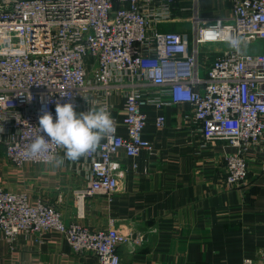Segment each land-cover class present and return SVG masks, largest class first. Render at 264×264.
Instances as JSON below:
<instances>
[{
    "label": "built area",
    "instance_id": "2783aa9c",
    "mask_svg": "<svg viewBox=\"0 0 264 264\" xmlns=\"http://www.w3.org/2000/svg\"><path fill=\"white\" fill-rule=\"evenodd\" d=\"M215 1L229 4V17L203 22L198 0H0V144L8 162L44 164L58 154L50 145L39 157L26 155L41 109L46 107L55 121L57 102H72L76 111L105 107L115 126L84 156L89 176L72 191L73 221L65 222L55 205L41 198L31 205L26 193L0 186V238L10 249L18 234L40 242L55 230L74 254H94L98 264H124L117 248L138 246L142 238L128 237L111 221L90 230L80 220L88 198H109L118 190L117 151L131 158L151 151L142 137L146 107L187 104L184 118L196 128L201 146L223 141L234 148L223 157L222 185L245 187V153L264 142V53L242 46L264 41V0ZM188 22L190 35L180 25ZM169 24L182 28L161 29ZM231 38L242 41L239 50L229 46ZM217 43L227 48L213 58L201 51ZM162 87L168 100L161 98ZM113 95L123 99V135L108 102ZM164 124V115H157L155 127ZM261 153L264 167V145Z\"/></svg>",
    "mask_w": 264,
    "mask_h": 264
},
{
    "label": "crops",
    "instance_id": "0c3cea01",
    "mask_svg": "<svg viewBox=\"0 0 264 264\" xmlns=\"http://www.w3.org/2000/svg\"><path fill=\"white\" fill-rule=\"evenodd\" d=\"M198 12L203 22L227 18L231 13L227 2L215 0H198ZM181 26L169 24L161 29L176 30ZM226 48V44L217 43L203 45L201 51L213 58ZM245 51L264 53V41L257 52ZM160 93L162 99L168 100L166 87L160 88ZM108 102L117 118L118 133L123 135V99L113 95ZM91 108L97 106L76 112ZM189 109L184 103L160 110L145 108L142 137L150 142L151 151L142 150L135 158L126 156L123 150L113 155L120 164L119 188L109 198H88L80 223L97 230L106 228L111 221L128 237L140 236V245L117 248L124 264H242L245 260L264 264V142L245 153V187L227 189L222 185L223 157L234 148L223 141L201 146L196 128L184 118ZM159 114L164 115L165 124L156 128ZM2 150L1 187L26 193L31 205L41 198L55 205L65 222L74 220L72 191L82 187L89 176L84 156L75 162L65 160L59 167L54 162H26L16 167ZM57 155L63 156V150L59 149ZM39 239L36 242L34 235L18 234L10 249L0 238V264H98L94 254H74L55 230Z\"/></svg>",
    "mask_w": 264,
    "mask_h": 264
},
{
    "label": "clouds",
    "instance_id": "9594fccd",
    "mask_svg": "<svg viewBox=\"0 0 264 264\" xmlns=\"http://www.w3.org/2000/svg\"><path fill=\"white\" fill-rule=\"evenodd\" d=\"M228 43L231 48L239 50L242 41L231 38ZM41 102L44 103L43 97ZM55 113L54 121L52 113L46 107L41 109L39 126L35 127L37 135L26 151L29 158L39 157L49 150L50 145H54L63 150L64 155H52L47 162H54L57 167L63 165L65 160L75 162L95 151L101 140L115 131L114 120L105 107L77 113L72 102H57Z\"/></svg>",
    "mask_w": 264,
    "mask_h": 264
},
{
    "label": "rangeland",
    "instance_id": "374dc122",
    "mask_svg": "<svg viewBox=\"0 0 264 264\" xmlns=\"http://www.w3.org/2000/svg\"><path fill=\"white\" fill-rule=\"evenodd\" d=\"M180 25H183V27L186 28L187 32L190 35V28H191L192 25L189 22L188 23H184V24H180ZM262 42L263 41H258V42H255L254 44L253 43L250 44L249 46L244 45V46H242V48H244V49H246V50H248L250 52L251 51L257 52L259 50ZM2 149H3V146H2V144H0V158H1V156H3V150Z\"/></svg>",
    "mask_w": 264,
    "mask_h": 264
}]
</instances>
